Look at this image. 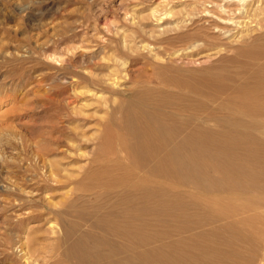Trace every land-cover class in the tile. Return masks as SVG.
Masks as SVG:
<instances>
[{
    "label": "rangeland",
    "instance_id": "1",
    "mask_svg": "<svg viewBox=\"0 0 264 264\" xmlns=\"http://www.w3.org/2000/svg\"><path fill=\"white\" fill-rule=\"evenodd\" d=\"M194 1L196 14L177 17ZM224 3L0 0V264H185L187 256L192 264H264V176L259 187L224 186L213 159L195 179L156 170L155 158L137 163L119 144L131 143L129 113L158 104L185 123L174 141L206 131L264 148V113L238 107L244 93L264 90V56L247 53L264 44V23L262 30L253 23L257 36L234 41L223 58L173 53L208 25L201 17L213 12L203 9ZM134 33L145 38L133 49L147 53L140 58L147 69L138 70L130 50L119 55L128 75L93 65L116 59L132 45L122 34ZM175 69L201 70L211 81L165 80ZM156 193L169 203L157 216L110 225Z\"/></svg>",
    "mask_w": 264,
    "mask_h": 264
},
{
    "label": "bare ground",
    "instance_id": "2",
    "mask_svg": "<svg viewBox=\"0 0 264 264\" xmlns=\"http://www.w3.org/2000/svg\"><path fill=\"white\" fill-rule=\"evenodd\" d=\"M224 2L223 5L216 4L214 11L208 8L202 10L207 12L206 14L213 12L212 15H214V17L212 15L201 17V19L204 18V20L208 22V25L204 26L203 31L199 30V34L202 36L199 34L187 36L182 44L174 50L173 53L177 54L175 58L179 59L182 56H193L194 54L200 53H206L205 56L207 57L219 54V58H223L221 52L233 46L232 43L234 41L242 42L257 36L256 30L252 27V24L254 23V26H258L259 30H262L264 23V0H224ZM198 8L197 3L194 1L189 4L188 8H185V12L179 14L177 17L194 15ZM170 13L171 11H167L165 15L173 16V14ZM189 22L191 25L195 23V19H190ZM177 26L181 28L183 26H188V24H178ZM175 29L176 27H172L169 30ZM210 29L216 30L213 31L211 35H208L207 33H209ZM222 31H229L230 33L225 37L222 36ZM203 36L206 38L212 36L211 38L214 37L216 39L209 43L202 38ZM136 38L145 39L140 35H136V33L132 35L122 34V39H124V41L128 39L129 42H132V45L125 44L123 46L124 51H118L119 54L116 59L109 58L108 62L93 61V65L105 66L107 68L112 66L113 69L109 76L120 75L123 70L125 71V75H128L131 70L128 69L129 66H126V62H119V55L129 54L127 50H130L134 57L133 59L140 61L138 70L144 71L147 69L145 66L147 63L145 64L146 61L140 58L147 53L138 52L136 47L133 49ZM228 38L232 39L228 40ZM217 39H219L220 43ZM148 45L150 44H146L143 49H145V47L148 48ZM247 53L255 58H262L264 56V44L254 46L252 49H249ZM110 61L111 63H109ZM120 65H122V69H120ZM130 65H132V63H130ZM177 70L179 71V69H175V74L165 80L211 81L201 70L194 71L192 69H186L188 70L186 72H197V74L194 75L191 73L181 74L177 72ZM213 85V83H210L211 88L216 89L213 88ZM158 100H160V103L162 102L160 97ZM238 102V107L243 112L248 114H262L264 113V90H250L244 93ZM156 107L157 108L153 110L138 107L130 112L126 119V129L131 138V143L127 144V141L121 139L119 144L130 156L135 157L137 163L142 162L143 164L155 158L156 170L165 172V170L167 171L170 168L176 173L177 171H185L190 177L196 179L198 178L196 176L201 177L205 175V170L207 168L206 164L210 159H213V161L217 162L223 169V176L220 179L222 185H235L242 189L255 188L261 185L260 180L264 176V148L250 145L253 141L251 139V141H249L248 138H230L228 136L219 138L206 131H199V133H193L185 136L183 139L174 141L177 138V133L182 130L181 128L185 127L184 121H181L178 117L166 114L160 108V105L157 104ZM19 116L20 114H15L13 118H18ZM54 127V124L49 126L50 132ZM52 139L53 137L51 136L48 142L57 144L61 142L58 136L54 140ZM169 143H171L170 146H168ZM211 148L217 150V152L214 154ZM149 197L151 196L146 195L144 199ZM155 198L156 201L153 203H143L140 205L137 211H122L118 219L110 220V225L114 228L122 227L126 229V227H130V224H133L135 221H147V218L144 216L146 212L157 216L169 205V203L164 202L162 196L160 199L158 193H156ZM75 250H78L79 253L85 256L83 251L76 247ZM191 259L193 260L194 257L187 256L185 264H192ZM7 262L6 264H12V259ZM2 264L5 263L3 262Z\"/></svg>",
    "mask_w": 264,
    "mask_h": 264
}]
</instances>
